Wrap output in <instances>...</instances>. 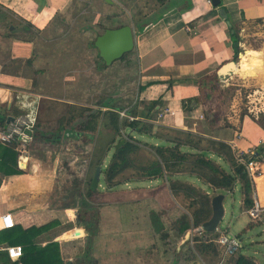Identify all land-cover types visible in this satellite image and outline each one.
<instances>
[{
  "label": "crops",
  "instance_id": "obj_1",
  "mask_svg": "<svg viewBox=\"0 0 264 264\" xmlns=\"http://www.w3.org/2000/svg\"><path fill=\"white\" fill-rule=\"evenodd\" d=\"M68 1L0 0V6L13 11L36 33L32 38L11 37L6 61L12 62L13 66L5 68L7 62L0 61V119L8 121L12 116L28 112L30 103H39V113L42 99L52 98L55 101L57 98H71V87L76 82V74H72L69 69L72 61L70 58L65 60L68 57L62 52L65 44L56 46V39L51 37V33L58 31L56 27L52 29L53 21L58 16L68 14L69 9L64 8ZM185 3L191 7L184 11L178 8L177 12L161 16L159 21L147 26L142 32L140 28L138 31L133 28L135 45L126 66L132 68L133 64L137 65L138 114H150L148 106L158 101L159 108H165L166 113L161 117L157 113L156 120L151 121L155 132L169 130L191 133L225 143L233 151L234 145L241 152L249 149L259 151V147L264 144V128L252 116L232 114L233 110L229 108L222 120L214 123L208 120L202 104L205 100L202 98L213 94L206 92V81H201L202 78L218 75L224 65L235 62L230 27L238 26L244 30L243 27L250 23L264 21V0H221L218 7H214L211 0H186ZM184 5L182 1L181 6ZM221 9L225 10L227 18H223ZM10 31L18 34L15 27H10ZM257 53L246 51L243 55L238 54L241 62H235L237 67L234 73L218 75L219 80L230 82L237 76V71L251 73L254 77L257 72L261 74L264 70L247 59ZM97 54L99 56L98 51ZM62 55L63 62L60 61ZM116 63L121 61H115L112 66ZM194 98L198 101L193 104L192 111L185 112L184 102ZM116 99L102 101V109L111 110L105 106L110 100L112 107L126 110ZM66 104L69 111L71 106L79 105L72 102ZM127 114L129 118L130 113ZM137 119L142 120L140 117ZM260 153L264 156V151ZM215 156L224 161L223 157ZM12 158L11 163L5 164L3 168L0 165V216L12 214L16 225L15 234L11 237L13 241H23L24 230L55 222L57 224L54 227L36 237V242L42 246L51 242L59 243L64 264H121L120 261L124 260L126 264H147L143 260L145 252L142 248L151 235V223L147 222L148 219L151 221V214L147 217L139 205L134 208L135 203L117 200L121 206L114 205L113 208L122 209L121 213L110 217L107 222H102L98 217L95 223L88 221V226L83 225V203L65 205L44 199L47 196L45 193L52 194L55 189L52 184L54 176L50 171L45 169L43 173L39 172L36 165L23 163L18 156L17 159L16 156ZM1 161L4 162L0 158ZM14 169L21 170V173H10ZM254 183L253 200L255 195L264 207V164ZM241 207L238 224H242L243 215H247L243 194ZM243 224L242 230H248ZM76 230H80L79 236L75 235ZM96 232L105 233L108 237L100 236L95 241L94 237L89 238V233L94 235ZM130 235L135 238L133 244L130 241L131 246H137V236L143 242L134 254L126 249Z\"/></svg>",
  "mask_w": 264,
  "mask_h": 264
},
{
  "label": "rangeland",
  "instance_id": "obj_2",
  "mask_svg": "<svg viewBox=\"0 0 264 264\" xmlns=\"http://www.w3.org/2000/svg\"><path fill=\"white\" fill-rule=\"evenodd\" d=\"M107 1L69 0L64 7L69 9L68 14L58 16L53 21L52 29L56 27L58 31L51 33V37L56 39V46H61V43L65 44V49L62 52H65V57L68 56L67 58L64 57L65 60L70 58L72 61L69 64V69L72 74H76L74 77L76 82L74 87H71L73 93L69 100H64L65 98H57L55 101L52 98L42 99L38 116V129L39 131L43 129L47 134H50L57 131L58 126H62L64 129L69 128L68 118L72 114L68 110L67 102L79 104L76 107L80 113L83 108L101 110L102 101L116 97V100H119V105L125 106L126 110L102 109L92 140L87 139L84 134L83 139H78L79 137L66 139L61 144L54 145L37 140L32 147L29 164L36 165L35 168L42 173L43 170L47 169L54 176L52 184L55 189L52 194L45 193L47 196L44 199L65 205L83 203V209L87 210L85 218L94 221V223L98 217L101 218L99 220L102 222H107L110 217L118 215V212L121 213L122 209L114 210L117 208H113L114 205L121 206L117 200L135 203L134 208L139 205L147 217L151 213L159 215L164 227L163 233L155 232L152 221L147 218V222L151 223L149 228L151 235L142 248L145 252L143 260L147 264H172L175 259L181 256L184 261L190 264H219L220 259L211 247L207 255L199 253L200 244L205 243L202 241L200 233H197L194 228H190L188 232L183 234L178 231L180 228L179 221L184 216L187 217V222L192 225V214L201 209L202 204L200 195L184 190L177 193L173 190L174 184L172 182L180 180L177 183L178 186L186 183L201 187L202 189H199L203 192H211L207 187V181L212 176L211 167L199 165L196 159L198 155H193L194 158L191 157L188 161L173 168L174 173L176 171L179 173L173 174L172 180L167 179L168 173L159 180L152 181L148 179L145 171L155 163L163 162L151 147L154 144H160V141L149 136H139L131 131L133 136L141 140L140 142L134 141L138 147L136 152L130 154L128 162L123 163L119 173L112 180L110 179L112 182L110 186L112 187L109 188L105 177L101 176L95 189H92L96 170L101 166L104 169L109 167L113 163L114 146L120 139H129L128 131L123 125L125 122L132 121L131 119L137 118L131 114L128 118L127 112L137 108L136 112L138 113L137 110L140 106L136 98L138 91L136 87L137 65L133 64L132 68H128L121 62L113 66L112 64L105 66L94 46L96 37L107 28H119L124 25H131L138 31L142 25L154 24L159 21L161 16L177 12L184 0ZM10 27H15L18 34L11 32ZM236 27L241 38L239 56L245 54L246 51L247 53L248 51L258 52L247 59L250 63L257 65L260 70H264V21L250 23L243 27L244 30ZM35 35V31L28 28L26 21L20 19L13 11L0 6V37L2 38L0 41V61L7 62V47L11 37L24 39L32 38ZM239 56L234 60L237 64L241 62ZM56 57H58V53ZM61 58L60 61L63 62V55ZM12 66V62L4 64L5 68ZM235 74L237 76L230 82L220 80L219 82L207 83L206 92L213 95L203 97L202 100H205V103L202 104H204L205 114L211 123L218 122L219 119L222 120L229 108H232V114L236 113L242 116L248 115L249 108H253V110L264 108V71L261 72L262 75L257 72L256 77L251 73H245V71H237ZM160 108L158 106L159 117L166 113L165 108ZM114 112H118L120 124L113 123L111 115ZM81 117L83 118L82 115ZM258 121L264 123V116H261ZM118 125L120 130L117 132ZM162 132L169 137L179 138V140L188 138L186 134H179L176 131L162 130ZM202 143L198 145V147H202L200 149H213V142ZM183 150L196 153L194 149L190 150L189 147H185ZM210 158L220 164L226 172L233 169L226 161L220 160L212 153ZM227 159L225 157V160ZM197 175L202 176V178L199 179ZM90 190L92 191L90 192ZM216 195V192L211 194L213 197ZM225 196L226 214L219 225L220 232L226 231L228 235L238 236L242 243L240 252L255 258L258 263L264 264L263 217L259 220H252L248 215H243L242 221L245 223V227H248V230L243 231L241 226L244 224H238L237 220L242 212L241 184L237 183L233 190L226 193ZM104 234L96 232L92 235L90 233L89 237H94L95 241L100 236L108 237ZM130 236L127 239L129 243L126 249L134 254L138 252V247H141L143 242L137 236L135 243L137 246H131L130 241L133 244L135 238L133 235ZM120 263L126 264V260L120 261ZM109 264H114V262ZM229 264L233 263L230 262Z\"/></svg>",
  "mask_w": 264,
  "mask_h": 264
},
{
  "label": "trees",
  "instance_id": "obj_3",
  "mask_svg": "<svg viewBox=\"0 0 264 264\" xmlns=\"http://www.w3.org/2000/svg\"><path fill=\"white\" fill-rule=\"evenodd\" d=\"M185 2L186 0H184V4H185L184 7L180 5L181 7L179 6V9H182L184 11L191 7L189 4ZM147 26H150V25L149 24L142 25L140 27L141 29L140 32H142ZM230 33H231L232 49L234 51V55L236 58L239 54V44L241 42V38L239 36V33L236 30V27H233V26L230 27ZM129 54L130 52L125 54L120 60H117V61L124 62V64L127 65ZM204 81H206V83ZM217 81L218 82L220 81L219 76L215 74L214 76L202 78L201 83H205V87L207 90L208 82L212 83V82H217ZM197 101L198 99L196 98L189 99L187 100V102L185 101L183 105V110L185 112L192 111L193 104L196 103ZM111 104L112 103L109 100V102L105 106L107 108H111L112 110L117 109V111H120L119 108H114L112 107ZM101 106H102V103H101ZM158 106H160V103L158 101L151 103L148 106V110L150 114H146V115H139L136 112L137 108L134 111L129 110L127 112L133 115L134 118L140 117L142 118V120L134 119L130 122H125L123 126L126 129V131H128L127 134H128L129 139H125V138L120 139L119 142L114 146V152L112 155L113 163L109 167L104 169L101 166L96 170V172L100 171V176H99L100 179H101V176H104L106 183H108L109 185V188L112 187L110 186V184L112 183L110 181L122 169V165H124L123 163L128 162L130 154L136 152V150L138 149L136 144H134V141L140 142L141 140L133 136L134 135L133 132H134L139 136H145V137L149 136V137H152V139H156L157 141H160V144L159 143L154 144L151 147L153 150H155V153L158 155V157L163 162L155 163L154 165L150 166L145 171L147 172L146 176H148V179H151L152 181L154 180L157 181L160 178L164 177L165 174L167 175L169 173L167 176V179L169 178L172 180L174 178L173 174L179 173V171H176L174 173L173 168L178 167L181 163L188 161V159H190L191 157L194 158L193 155H198L196 156L197 163L199 165H208L211 167V170H212V176L207 181V187L210 189L211 191L210 193L211 194H214V192H216L217 194L229 193L233 190L234 186L237 183H240L242 187V194L244 196V205L248 209L251 208L254 204L253 193L255 189V183L250 178L244 165L240 164L237 161L230 146H228L225 143L205 139L203 137L193 135L191 133H184V132L178 131L177 133L179 134L183 133V134H186V136H188V138H185L184 140L182 139L179 140V138L169 137L168 135L163 134V132H158V131L155 132V128L153 124H151V121L156 120L155 117H156V114L158 113ZM77 110L78 109L76 106H71L70 113L72 114V116L68 118V123H67L69 125V128L64 129V127L60 126L57 129V131H54L52 134H47L46 131L43 129L39 131L38 126H37L36 141L40 140V142L42 141L48 142V143H52L53 145L61 144L66 139L78 138V137L83 139V134L85 135L87 139L92 140V137L96 132L98 119L100 118L102 111L91 109V108H83L80 114L78 113ZM116 113L114 112V114H112L111 116H112L113 123L117 125V124H120L121 121H119L120 116H118L119 115L118 112ZM81 115L83 116V118L81 117ZM248 115L252 116L253 119L258 121L261 116H264V113L260 112L258 116L255 114H248ZM5 122H6L5 119H0V125L4 124ZM258 123L264 128L263 122L258 121ZM116 130L117 132L120 130L119 125L116 128ZM201 141L207 142V143L213 142L212 143L213 149H207V150L200 149L202 147H198V145L199 143L203 144ZM146 144H147V141H146ZM185 147H189L190 150L194 149L196 153L194 152L190 153V152L184 151L183 148ZM258 150L259 152L264 151V144L261 147H259ZM211 153L212 154L214 153L215 155L219 157H223L224 161H226V163L231 165L233 169L230 172L224 171L221 168L220 164H218L216 161L210 158ZM13 156L14 158L16 156V159H17L18 154L12 147H8V146H4L0 144V158L4 161V162L2 161L0 162L1 167L8 165L9 162L11 163V158ZM225 157L226 159L227 158L228 159L225 160ZM12 161L15 164H17L15 159L12 158ZM10 173L20 174L21 170L19 169H14L13 171L10 170ZM197 176L199 179L202 178V176L200 177V175H197ZM179 181L180 180L172 182L174 184L173 190L177 191V193H179V191L181 190H184L190 193H195V194L200 195L202 208L196 210L192 214V218H193L192 225L189 222H187V217L184 216L179 221L180 228L178 231L183 234V233L188 232L190 228H194L195 231H197V233H203V234L213 233V232H206L202 230L201 228L203 223L208 221L212 215V208H211L212 196L211 194L209 193V191L207 192L201 191L199 189L201 187L188 185L186 183L179 184L178 186L177 183H179ZM92 189H95L93 187V184H92ZM91 191L92 190H90V192ZM85 212H87V210L83 209V225L86 224L88 226L89 222L92 223V221L87 220L85 218ZM151 221H152V226L155 232L163 233L164 227L160 221L159 215H157L156 213H151ZM56 224L57 223L55 222H51L41 227H31L27 230H24L23 241L22 240L13 241V239L11 238L14 236L13 234H15L14 232H15L16 227L10 230L2 231L0 234H2L3 237L1 236L0 244L2 242H7L11 246H14V245L22 246L24 250V255L21 259V264H64L62 257H61V249H60L59 243L51 242L45 246H42L41 244H38L36 242L37 236H40L42 233L51 229ZM90 230H92V228H90ZM200 245L201 246L199 248V253L207 255L211 247L212 250H214V252L218 255L220 259L221 250L218 247V245H216L215 243H205V244H200ZM230 262H232L233 264H260L255 258L250 257L248 255H244L242 252H239L236 256L229 257L226 260L225 264H229ZM0 264H19V263L9 259L6 254L2 253L0 254ZM172 264H190V263L184 261L181 256L180 258L178 257L177 259H175Z\"/></svg>",
  "mask_w": 264,
  "mask_h": 264
},
{
  "label": "built area",
  "instance_id": "obj_4",
  "mask_svg": "<svg viewBox=\"0 0 264 264\" xmlns=\"http://www.w3.org/2000/svg\"><path fill=\"white\" fill-rule=\"evenodd\" d=\"M38 105L30 103L28 112L12 116L4 124L0 125V144L12 147L18 154V159L23 163H29L32 147L36 142V133L38 126ZM248 114L259 115L264 113V108H249ZM161 117V116H160ZM202 118V116H201ZM133 120V119H131ZM240 137V135H238ZM233 151L237 161L244 165L250 178L255 181L264 164V156L256 149H249L247 152H241L236 145ZM26 169V168H25ZM247 215L252 220H259L264 214V207L254 195V204L247 211ZM15 220L12 214L0 216V233L5 230L15 228ZM204 243H215L221 250L220 263L225 264L229 257L236 256L242 248L241 240L238 236L228 235L226 232H220L219 228L209 234L200 233ZM6 254L9 259L21 263L24 255L23 247L20 245L11 246L9 244H0V254Z\"/></svg>",
  "mask_w": 264,
  "mask_h": 264
},
{
  "label": "water",
  "instance_id": "obj_5",
  "mask_svg": "<svg viewBox=\"0 0 264 264\" xmlns=\"http://www.w3.org/2000/svg\"><path fill=\"white\" fill-rule=\"evenodd\" d=\"M214 7H218L221 0H211ZM223 18H227V14L224 9L220 10ZM135 45V32L131 25H124L120 28L106 29L101 35H99L94 46L97 49L100 58L103 62L110 66L115 61L120 60L125 54L131 52ZM237 67L235 62H229L224 65L218 72L219 76L231 75ZM100 171H97L93 181V187L95 188L99 179ZM226 196L223 193L217 194L211 200L212 215L211 218L203 223L202 230L206 232H214L219 228L224 216L225 207L224 200ZM79 231L76 230L75 235L79 236Z\"/></svg>",
  "mask_w": 264,
  "mask_h": 264
},
{
  "label": "bare ground",
  "instance_id": "obj_6",
  "mask_svg": "<svg viewBox=\"0 0 264 264\" xmlns=\"http://www.w3.org/2000/svg\"><path fill=\"white\" fill-rule=\"evenodd\" d=\"M261 67H262V64H261ZM263 80H264V77H263Z\"/></svg>",
  "mask_w": 264,
  "mask_h": 264
}]
</instances>
